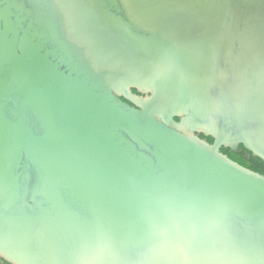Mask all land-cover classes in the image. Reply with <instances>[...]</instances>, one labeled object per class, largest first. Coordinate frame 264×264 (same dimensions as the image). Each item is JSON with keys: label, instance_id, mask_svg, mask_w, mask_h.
<instances>
[{"label": "water", "instance_id": "water-1", "mask_svg": "<svg viewBox=\"0 0 264 264\" xmlns=\"http://www.w3.org/2000/svg\"><path fill=\"white\" fill-rule=\"evenodd\" d=\"M126 1L0 0V257L264 264V0Z\"/></svg>", "mask_w": 264, "mask_h": 264}, {"label": "rangeland", "instance_id": "rangeland-1", "mask_svg": "<svg viewBox=\"0 0 264 264\" xmlns=\"http://www.w3.org/2000/svg\"><path fill=\"white\" fill-rule=\"evenodd\" d=\"M131 91L136 94V95H139V96H142V97H146V96H149L150 93H146V91H143L142 92H139L137 91L135 88H131ZM145 92V93H144ZM177 119V118H176ZM194 135L199 137L200 139L208 142V143H212V140L209 141L206 137H208V135H205L204 133H201V132H194ZM222 148H225L226 150L223 151ZM238 151H235L234 149L230 148V147H221L220 150L228 155L230 152L231 153H234L236 154V157H239V156H244L246 159H250L253 158V155H252V152L250 150H247L242 144H239L238 145ZM229 156V155H228ZM0 264H9L7 262H5L1 257H0Z\"/></svg>", "mask_w": 264, "mask_h": 264}, {"label": "bare ground", "instance_id": "bare-ground-1", "mask_svg": "<svg viewBox=\"0 0 264 264\" xmlns=\"http://www.w3.org/2000/svg\"><path fill=\"white\" fill-rule=\"evenodd\" d=\"M126 6H127V9H128L131 13L134 12V10H132V2H131V1H129V0L126 1ZM138 87H141L140 89H141L142 91H146V92H148V89H149L150 86H145V85L143 84V85L138 86ZM147 87H148V88H147ZM150 90H151V89H150ZM132 98L137 99V98L134 97V96H132ZM178 128H179L183 133H185L186 135H189V136L194 135V133H193V132L191 131V129L189 128V125H188V124H185V123H183V124H179ZM197 130H198L199 132H204V133H209V132H211V133H213V134H216L215 131L217 130V128H216L215 125H213L211 128H209V127H204V126H199V127L197 128ZM228 145L231 146L232 148H235L234 145H231V144H229V143H228ZM246 146H247V147H250L251 144L248 143V142H246ZM251 147H252V146H251ZM254 151H255V150H254ZM256 153H257V151H256ZM258 153H259V152H258ZM0 254L3 255V256H5L2 252H0Z\"/></svg>", "mask_w": 264, "mask_h": 264}, {"label": "trees", "instance_id": "trees-1", "mask_svg": "<svg viewBox=\"0 0 264 264\" xmlns=\"http://www.w3.org/2000/svg\"><path fill=\"white\" fill-rule=\"evenodd\" d=\"M209 141L212 140L210 136L206 137ZM223 151H225V148H222ZM230 158L237 161L238 163L242 164L243 166H246L252 170L258 171L260 173L264 174V161H262L260 158L253 156V158L250 157V159H246L244 156L236 157V154L229 153L228 154Z\"/></svg>", "mask_w": 264, "mask_h": 264}, {"label": "flooded vegetation", "instance_id": "flooded-vegetation-1", "mask_svg": "<svg viewBox=\"0 0 264 264\" xmlns=\"http://www.w3.org/2000/svg\"><path fill=\"white\" fill-rule=\"evenodd\" d=\"M254 156V155H253ZM255 157H257V156H255ZM259 158V157H258ZM262 160V159H261ZM263 161V160H262Z\"/></svg>", "mask_w": 264, "mask_h": 264}]
</instances>
